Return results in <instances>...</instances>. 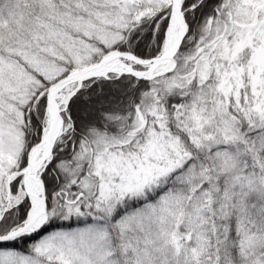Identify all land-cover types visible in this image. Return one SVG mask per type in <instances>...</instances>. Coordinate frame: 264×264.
Returning <instances> with one entry per match:
<instances>
[{"label":"trees","instance_id":"obj_1","mask_svg":"<svg viewBox=\"0 0 264 264\" xmlns=\"http://www.w3.org/2000/svg\"><path fill=\"white\" fill-rule=\"evenodd\" d=\"M241 2L182 0L187 31L170 72L145 80L123 74L82 82L61 114L65 130L55 139L39 174L46 220L37 231L0 243V253L35 256L36 244L46 236L92 227L105 231L104 249L112 264H264V119L254 108L245 70L249 51L244 50L235 62L242 69L236 96L218 90L210 59L232 38ZM144 5L134 4L116 16L113 24L101 26L117 38L110 44L90 39L94 51L86 64L98 62L108 52L129 53L141 60L161 53L170 4ZM104 12H111L105 0H0V57L18 59L9 50L37 18H91L93 13ZM19 21L23 26L16 32ZM53 62L65 70L52 80L19 62L35 83L24 103L17 106L21 143L12 171L25 167L28 151L40 141L49 85L75 66L57 58ZM127 62L132 69H141ZM106 99L109 102L96 105ZM86 108L92 112L86 113ZM221 122L229 125L230 133H223ZM147 127L175 141L179 165L137 194L103 198L94 163L96 149L105 140L125 139L126 150L137 154ZM20 184L18 173L9 184L10 193L15 194ZM163 200H169L165 203L181 214L171 227L178 236L174 259L169 258L172 247L166 243L168 234L161 223L153 236L143 235L135 226L142 213L160 212ZM29 208L23 198L5 210L0 236L18 228ZM191 249L198 251L196 260L190 258Z\"/></svg>","mask_w":264,"mask_h":264},{"label":"rangeland","instance_id":"obj_2","mask_svg":"<svg viewBox=\"0 0 264 264\" xmlns=\"http://www.w3.org/2000/svg\"><path fill=\"white\" fill-rule=\"evenodd\" d=\"M105 1L109 4L111 12L93 13L91 18L89 16L69 18L60 15H49L48 19L37 18L34 23H28L26 32L20 34L14 49L9 50L18 59L0 57V218L5 210L19 204L23 198H26L29 201L30 208L26 219L19 227L27 224L31 212L34 210L32 207L33 199L30 197L29 192L40 198L39 186L36 181L30 178L26 179V173L22 174L20 172L24 171L27 163H29L31 151L40 144L52 124V122H49V107H52L51 101H49L48 108L45 107V120L40 141L28 151L25 167L23 166L19 171H12L10 168L14 167L21 143V133L18 127L21 122V113L17 106L24 103L29 90L35 83L28 71L19 63L20 60L27 64L31 70L33 69L40 73L48 80L58 77L65 70L64 65L55 64L53 59L57 58L66 63L72 62L75 65L65 76L74 70L92 65L86 64L89 61L91 52L94 51V48H91L94 43H90L89 40L97 39L105 44L112 43L117 38L116 35L110 34L108 28L101 26L113 24L114 20L117 21L116 16L123 15L134 4H145L144 6L148 5L151 8L160 7L165 3L170 4L169 26L160 54L170 53L179 37L180 22L179 19L177 21L174 20V13L176 12L171 10V0ZM242 2L237 13V22L232 27L234 31L232 38L227 45L218 50V54H212L210 59L215 64L214 76L218 90L224 95L233 93L236 96L241 86L239 72L242 69H237L235 62L244 50L249 51L245 70L254 108L261 115V118L264 119V0H242ZM19 22L20 25L15 26L16 32H19L23 26L22 21ZM117 54L119 53L108 52L101 58ZM127 60L129 59L122 57L108 61L103 68L99 69L98 73L117 69L115 73L108 74L106 76L108 77L109 75L120 76L123 75V72L135 70L132 69ZM173 65V60L164 59L156 64L149 73L141 75V78H135L145 80L166 74L173 69ZM138 66L141 69L136 71H143L148 68V65ZM74 87H77L76 80L55 90L53 99L58 103L59 108L64 107L66 98ZM106 102H109V99L96 105L99 106ZM86 109V113L92 112L91 108ZM140 116L141 114L139 115L138 123L142 121ZM61 124L62 129L60 131L62 133L66 127L63 123V118ZM201 129L202 127L200 126L195 131L200 132ZM221 129L223 133L225 131L227 134L231 132L226 122H221ZM144 135L143 146L137 154L126 150L125 139L105 140L104 145L100 144L99 149H96L98 152L94 163L97 169L96 174L99 178V191L103 198L112 199L119 198L124 194H137L144 187L152 184L154 180L179 165L180 155L178 147L171 137L164 135L162 131L149 127H147ZM229 137L231 138L232 135L230 134ZM109 148L112 149L110 150ZM49 158L37 170L36 178H38ZM18 173L21 175V184L17 192L11 194L9 184L14 181ZM165 202L170 201H161L160 212L158 211L156 214L150 211L142 213L135 220V226L143 232V235L153 236L157 232L158 223H161L163 231L168 234L166 243L169 245V249L172 247V251H168L169 258L174 259L175 252H177L178 236L172 233L171 227L180 221L181 214ZM35 214V212H32L31 219ZM45 220L46 218L43 215L39 216L32 225L30 224L31 227L26 230V234L37 231ZM129 225L131 226L132 224L130 223ZM125 227L126 225H122V229ZM15 229L17 228L13 230ZM154 242L157 244L156 249H159V238L156 237ZM104 245L106 246L104 230L98 231L95 228L86 227L66 233L58 232L46 236L36 244L34 249L35 256L3 252L0 253V264H112L107 250L104 249ZM190 255L192 260H196L198 251L191 249Z\"/></svg>","mask_w":264,"mask_h":264},{"label":"water","instance_id":"obj_3","mask_svg":"<svg viewBox=\"0 0 264 264\" xmlns=\"http://www.w3.org/2000/svg\"><path fill=\"white\" fill-rule=\"evenodd\" d=\"M171 10L172 11H175L178 15V19H179V22H180V34H179V37L172 49V51L168 54H165V53H162L160 54L159 56H156L154 58H151V59H146V60H141L137 57H134L132 54H129V53H119L117 55H114V56H106V57H103L101 58L98 62H96L95 64H92V65H88L86 67H83L79 70H74L73 72L69 73L68 75H66L65 77L57 80L56 82H54L53 84H51L48 89H47V94H46V108H48L49 106V101H51V104L53 106V121H52V124L50 126V129L49 131H51L53 129V125H54V122L59 120L60 123H62V117H61V112L65 111L66 107H67V101L70 99V97L77 91V89L81 86L82 82L86 79H91V78H102V77H106L108 74H111V73H115L117 69H112V70H106V71H103L101 73H98L99 69L103 68V66L108 62V61H111L115 58H130L134 63H136L137 65H148V68L146 70H143V71H136V70H132L130 72H123L122 74H129L131 76H134V77H137V78H141L143 74H146V73H149L153 67L158 64L160 61L164 60V59H170V60H173V57L176 53V51L178 50L180 44H181V41L183 39V37L185 36V33H186V24H185V21H184V18H183V14L180 10V4L179 6H176L175 5V0H171ZM73 80H76L77 81V87L74 88L72 91L69 92L67 98H66V101H65V104H64V107L63 108H59L58 106V103L53 99V96H51V90H56L58 89L59 87H63L65 86L66 84H68L69 82L73 81ZM61 133V131L59 130L57 135L55 136V138ZM55 138L54 140L49 144V147H48V151L47 153L40 157L38 159V161L42 164H44V161L49 158L51 156V150H52V146H53V143L55 141ZM46 165V163H45ZM29 169V163H27L25 169L23 172H20L22 174L24 173H27ZM36 181V183L38 184L39 186V194H40V202H41V210L36 212V214L32 217V219L30 220V222L28 224H24L22 225L21 227L15 229V230H12L10 232H8L7 234L3 235V236H0V243L2 242H6V241H9V240H12L22 234H26V230H27V227L32 224L39 216L43 215L44 218H46V204H45V196H44V187H43V183L42 181L40 180L39 176L38 178H35L34 179ZM34 232V231H33Z\"/></svg>","mask_w":264,"mask_h":264},{"label":"bare ground","instance_id":"obj_4","mask_svg":"<svg viewBox=\"0 0 264 264\" xmlns=\"http://www.w3.org/2000/svg\"><path fill=\"white\" fill-rule=\"evenodd\" d=\"M179 4H180V0H175V5L179 6ZM177 19H178V15L177 13H174V20L177 21ZM54 93H55V90H51V96H54ZM49 111H50L49 122H52L53 121V106L49 107ZM61 129H62V124L60 123V121L59 120L55 121L53 125V129L46 133V135L43 137L42 141L37 147L33 148V150L31 151L29 155V169L26 173V177H25L26 179L30 178L34 180L36 178V172L41 166V163L38 161V159L47 153L49 144L54 140L58 131ZM29 195L33 199L32 207L34 208V210L32 212L36 213L40 211L41 202L39 198L36 195H34L32 192H29ZM32 212H31V216H32ZM31 216L27 224L30 222ZM31 225L27 227V230L30 229Z\"/></svg>","mask_w":264,"mask_h":264}]
</instances>
